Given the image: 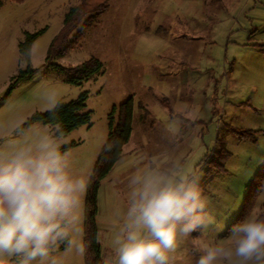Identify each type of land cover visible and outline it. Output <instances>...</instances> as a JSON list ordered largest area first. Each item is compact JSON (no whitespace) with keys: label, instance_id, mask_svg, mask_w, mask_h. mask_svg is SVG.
<instances>
[{"label":"rangeland","instance_id":"rangeland-1","mask_svg":"<svg viewBox=\"0 0 264 264\" xmlns=\"http://www.w3.org/2000/svg\"><path fill=\"white\" fill-rule=\"evenodd\" d=\"M80 2L0 0V140L34 114L49 111L50 91L56 104L85 93L90 124L60 139L73 171L92 177L109 124L116 129L119 105L131 98L129 141L97 189L102 263L111 254L130 181L149 166L195 171L214 223L192 237L202 244L227 243L248 186L264 164V0H108L77 43H70L75 30L65 53L51 59L64 68L92 58L101 62L100 74L74 84V74L52 69L45 58L66 14ZM26 34H37L29 62L19 51ZM28 67L32 78L10 90ZM50 130L51 125L33 129ZM234 130L250 134L241 139ZM85 201L86 195L84 211ZM263 205L264 181L249 214L257 217ZM184 246L191 249L193 241Z\"/></svg>","mask_w":264,"mask_h":264},{"label":"clouds","instance_id":"clouds-1","mask_svg":"<svg viewBox=\"0 0 264 264\" xmlns=\"http://www.w3.org/2000/svg\"><path fill=\"white\" fill-rule=\"evenodd\" d=\"M48 93L49 116L56 105ZM36 118L0 140V264H84V200L91 177L73 171L61 129ZM126 208L104 264H264V218L248 214L227 243H199L214 223L199 176L180 166L154 168L130 181ZM191 239V249L185 242Z\"/></svg>","mask_w":264,"mask_h":264},{"label":"trees","instance_id":"trees-1","mask_svg":"<svg viewBox=\"0 0 264 264\" xmlns=\"http://www.w3.org/2000/svg\"><path fill=\"white\" fill-rule=\"evenodd\" d=\"M16 3H22L25 0H12ZM108 0H81L80 4L71 8L66 14L63 26L59 33L49 44L45 63L52 69L58 72L72 73L75 75L70 80L71 83L80 84L81 81L87 80L92 76L98 75L102 72V64L97 59H90L75 68H64L60 65L51 63V59L61 57L65 53L68 43V38L76 30L72 36L71 44H76L78 39L86 32V30L93 25L97 17L105 10ZM80 26L78 27V25ZM78 27V29H77ZM37 37V34H26L22 42L19 43V51L26 62H29V54L32 42ZM34 71L29 67L26 71H20L14 78L10 90L13 89L19 82L31 79ZM86 94L80 95L77 99L67 103H57L54 115L49 116V111L44 113H36L29 120L36 121L40 117L49 121V124H58L62 134L66 135L72 130L82 125L90 124V114L83 112L85 107ZM116 108H113L115 112ZM119 119L116 129L109 124L108 141L101 152L98 162L94 168L91 180L89 182L88 190L86 192L85 201V227L86 237L89 242L85 264H103L100 254L99 246L96 240L95 216L97 213L96 195L99 181L107 175L115 162L119 159L123 146L128 142L131 134V119H132V99L129 98L119 105ZM233 130V129H231ZM238 136L246 138L247 131H235ZM264 181V164L259 168L254 178L250 182L247 193L244 197L243 206L236 218V222L244 219L251 210V207L259 193L260 187ZM257 217L264 218V205Z\"/></svg>","mask_w":264,"mask_h":264},{"label":"crops","instance_id":"crops-1","mask_svg":"<svg viewBox=\"0 0 264 264\" xmlns=\"http://www.w3.org/2000/svg\"><path fill=\"white\" fill-rule=\"evenodd\" d=\"M175 117H179V118L183 119V120L186 121V122H189V121H190L189 119H185V118H183V117L180 116V114H178V113H175ZM198 121H200V120L193 121V123H196V122H198ZM200 122H201V121H200ZM128 141H129V140H128Z\"/></svg>","mask_w":264,"mask_h":264}]
</instances>
